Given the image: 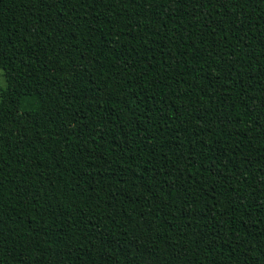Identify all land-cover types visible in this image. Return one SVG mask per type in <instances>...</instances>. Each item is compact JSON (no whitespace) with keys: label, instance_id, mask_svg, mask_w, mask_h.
<instances>
[{"label":"trees","instance_id":"trees-1","mask_svg":"<svg viewBox=\"0 0 264 264\" xmlns=\"http://www.w3.org/2000/svg\"><path fill=\"white\" fill-rule=\"evenodd\" d=\"M0 264H264V0H0Z\"/></svg>","mask_w":264,"mask_h":264},{"label":"rangeland","instance_id":"rangeland-1","mask_svg":"<svg viewBox=\"0 0 264 264\" xmlns=\"http://www.w3.org/2000/svg\"><path fill=\"white\" fill-rule=\"evenodd\" d=\"M5 87H6L5 78L2 74V71H0V90L5 89Z\"/></svg>","mask_w":264,"mask_h":264}]
</instances>
